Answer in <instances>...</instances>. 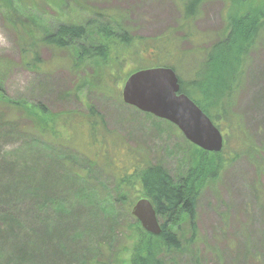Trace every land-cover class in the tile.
I'll return each mask as SVG.
<instances>
[{
  "label": "trees",
  "instance_id": "obj_1",
  "mask_svg": "<svg viewBox=\"0 0 264 264\" xmlns=\"http://www.w3.org/2000/svg\"><path fill=\"white\" fill-rule=\"evenodd\" d=\"M47 1L17 0L24 8ZM70 1L90 10L101 22L90 29L68 24L37 37L16 12L9 13L13 25H22L24 51L33 65L47 67L41 63L40 46L68 54L72 70L81 71L87 66H110L119 43L137 45V54L153 58L150 68L165 66L176 71L181 92L222 131L224 147L218 153L207 152L186 141L187 156L192 159L195 151L198 157L183 166L184 173L176 178L162 161H153L109 138L104 117L93 107L90 115H48L51 112L41 105L11 100L0 81V100L15 108L32 107L29 111L34 115L22 117L48 136H41L47 143L26 138V128L18 129L17 118L0 115V264H172L175 255L198 238L197 205L203 190L215 184L231 162L240 154L250 158L256 154L264 180V149L254 147L242 118L233 113L250 52L264 33V0L257 7V0H223L228 32L204 53L189 82L176 65L157 60L161 52L173 47L170 39L150 42L132 36L117 14L88 8L84 0ZM205 1L180 0L182 25L192 24ZM93 32L102 39L88 45L85 41ZM186 38L193 41V33H186ZM197 90L214 101V113L207 100L195 95ZM22 133L23 143L5 147L8 139H21ZM57 140L68 144L67 148L56 144ZM101 194L104 197L95 198ZM142 198L149 199L156 209L162 227L159 235L146 231L132 213ZM184 224L188 225V237ZM121 236L124 243L118 249Z\"/></svg>",
  "mask_w": 264,
  "mask_h": 264
},
{
  "label": "rangeland",
  "instance_id": "obj_2",
  "mask_svg": "<svg viewBox=\"0 0 264 264\" xmlns=\"http://www.w3.org/2000/svg\"><path fill=\"white\" fill-rule=\"evenodd\" d=\"M83 3L88 8L117 14L132 36L150 42L170 39L173 47L161 52L157 60L176 65L186 82L194 77L196 65L202 61L204 53L226 36L229 29L227 5L223 0L203 2L198 16L187 27L182 25L180 0H84ZM260 4L261 0L255 2L256 7ZM89 11L70 0H48L33 8H24L17 0H0V36L6 42L0 44L3 90L11 100L41 105L51 112L48 115H90L93 107L104 117L109 138L153 161H162L171 175L179 178L184 173L183 166L194 163L198 157L195 151H192V159L187 156L186 141L196 145L173 123L140 111L123 100L127 79L141 70L138 67L150 68L152 57L137 54V45L127 47L119 43L111 56V67L87 66L84 70L73 71L68 54L40 46L41 63L47 67H37L24 51L22 25L16 27L9 21V13L16 12L20 21L40 37L68 24L95 28L101 20ZM189 32L193 33V41L186 38ZM101 39L93 32L89 40L84 41L89 45ZM111 75L114 76L110 78ZM195 95L203 102L207 100L215 112L214 101L205 99L202 90H197ZM25 106L15 108L0 100V115H13L15 120L17 118L18 129L26 128V138H40L38 140L47 143L48 140L41 136H48L39 133L30 120L22 117L34 115L29 111L32 107L28 110ZM233 113L242 118L246 135L254 147L264 149V33L250 52ZM21 139H8L5 147L9 149L23 143V133ZM55 143L65 148L68 145L60 141ZM258 164L260 159L256 154L251 158L246 153L240 154L215 184L203 190L197 205L198 238L194 244L187 245L183 253L176 254L172 264H264V180L258 172ZM102 197L103 194L95 198ZM86 198L81 200L84 202ZM69 204L72 205V201ZM183 231L188 237L187 224L183 225ZM122 237L118 249L124 243ZM128 257L127 253L126 259Z\"/></svg>",
  "mask_w": 264,
  "mask_h": 264
},
{
  "label": "water",
  "instance_id": "obj_3",
  "mask_svg": "<svg viewBox=\"0 0 264 264\" xmlns=\"http://www.w3.org/2000/svg\"><path fill=\"white\" fill-rule=\"evenodd\" d=\"M123 100L140 111L176 125L193 144L207 152H221L225 137L212 119L181 92L180 79L171 67H152L133 73L123 87ZM133 215L142 227L154 234L162 232L161 222L151 201L142 198Z\"/></svg>",
  "mask_w": 264,
  "mask_h": 264
},
{
  "label": "clouds",
  "instance_id": "obj_4",
  "mask_svg": "<svg viewBox=\"0 0 264 264\" xmlns=\"http://www.w3.org/2000/svg\"><path fill=\"white\" fill-rule=\"evenodd\" d=\"M6 43L3 36H0V44Z\"/></svg>",
  "mask_w": 264,
  "mask_h": 264
}]
</instances>
